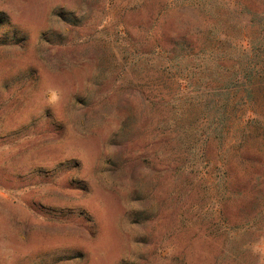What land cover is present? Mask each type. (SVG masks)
<instances>
[{
	"label": "rangeland",
	"instance_id": "rangeland-1",
	"mask_svg": "<svg viewBox=\"0 0 264 264\" xmlns=\"http://www.w3.org/2000/svg\"><path fill=\"white\" fill-rule=\"evenodd\" d=\"M0 264H264V0H0Z\"/></svg>",
	"mask_w": 264,
	"mask_h": 264
},
{
	"label": "trees",
	"instance_id": "trees-1",
	"mask_svg": "<svg viewBox=\"0 0 264 264\" xmlns=\"http://www.w3.org/2000/svg\"><path fill=\"white\" fill-rule=\"evenodd\" d=\"M176 7V6H175ZM190 8H192V6L190 5V4H180L179 6H178V9L179 10H184V9H190ZM250 37V36H249ZM224 39L225 38H216L213 42H215V41H224Z\"/></svg>",
	"mask_w": 264,
	"mask_h": 264
}]
</instances>
